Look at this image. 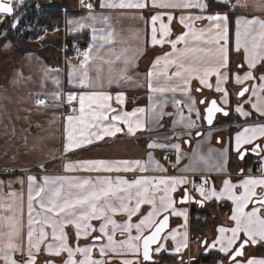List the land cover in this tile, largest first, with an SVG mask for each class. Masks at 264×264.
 Wrapping results in <instances>:
<instances>
[{
    "label": "crops",
    "instance_id": "0c3cea01",
    "mask_svg": "<svg viewBox=\"0 0 264 264\" xmlns=\"http://www.w3.org/2000/svg\"><path fill=\"white\" fill-rule=\"evenodd\" d=\"M234 0H195L198 4L204 5L194 8H160L153 7V0H146L147 7L143 9L139 8H120V7H102L101 5L115 4L119 5L122 0H96L93 10H85L84 12L75 13L78 15L80 26L77 29H68V32H86V45L82 50V56L85 52L89 53V58L86 60L84 56V68H92L90 66L92 61L103 60L111 61L112 59L116 64L110 65L114 67L112 70L106 72H120L119 75H115L111 83H97L95 85H79L76 81L71 83L67 82L66 74L64 75V85L61 93L65 96L69 93H75L76 99H73L77 103V110L73 113H66L61 117V137L59 141L58 151L47 157L48 159L39 161H32L28 165H33L30 169L23 168L19 164L20 169H16L12 161H9L6 157V163L0 164V226L4 231H7V221L5 217H14L17 226L19 228V236L17 243L19 244L22 251L13 254V258L16 259L20 264L27 259L28 249V236L29 231V177H34L32 181L33 188V201H32V216L34 220L33 228L34 235L38 234L40 224L39 220L42 219L45 210L40 207V204L35 197V189L38 186L44 185V177L56 178V177H67L69 180H63L60 183L63 184V195L69 194L75 195L78 191L75 188H71L70 184L75 183L77 180L89 179L93 183L96 182L98 177H108L112 180L113 184H116V177L120 176L124 180L132 182L139 177H185L186 183L177 185L176 191L171 193L174 201L173 207L183 212V215H174L169 209L168 211H161L159 215L155 216L157 220L164 214H168L169 224L168 228L162 233L160 240L156 245L152 247L153 261H143L139 253H134L128 250L127 246L123 248H117V253H113L110 250L107 254L101 257L99 248L102 244H107V237L103 236L99 232V226L101 220H92L91 224L96 231L89 230L87 237L81 236L79 240L75 235L74 226H65L64 231L68 237V244L75 248L77 245L80 247L93 246L92 258L103 259L105 264H123L124 260H130L133 264H156V262L163 260L165 264H191L193 260L197 258L199 254L217 253V262L204 263V264H230V261L226 259L228 254H224L219 250V244L212 247L216 241L217 236L221 235L217 230L220 227L231 228L234 227V221L230 219L233 210V203L228 200L226 196L217 200L215 197L206 199L199 194L195 195L200 197L205 203L227 201L229 203V212L226 217L220 218L215 225L209 226L201 233H194L190 226V210L192 203H178L177 197L182 194V189L187 186H192L193 180L203 181L205 193L210 194L214 188L217 193L223 188L224 180H229L233 184L239 185L240 181L248 176L252 177H264V138L258 137L254 143L260 145V153L258 155L246 154L243 160L237 158V150L235 143L236 133L241 131L245 126H255L258 124H264V116H261L258 111L253 109L252 104L256 103V97L252 94V87L255 85L257 94L264 96L261 92L260 85L261 75H264V62L258 63L253 72V79L244 81L242 84L235 82V76L240 75L241 77L245 72L249 71L248 65L245 61V53L243 46L245 43L251 46L250 38H246L243 35L245 19L258 18L264 20V0H259V7H233ZM127 3L128 0H123ZM144 2V0H141ZM157 3L160 0H156ZM171 3H185L187 0H167ZM218 2L225 3L228 5V9L224 10H210L209 3ZM234 13L233 28L229 29V14ZM161 15V18L153 23L151 17L153 15ZM217 14L227 16V28H228V56L229 65L226 70L228 71L230 79L221 84L227 91V97L225 102L224 94L216 91V77L215 75L208 78L211 87L201 85L199 80L193 78L190 81L187 92L177 90L172 92L168 90L166 92H150L148 87V73L152 71L155 75L152 77V83L154 87L166 86L169 89L173 86L180 84V80L173 78L170 82L166 80L165 73L167 76H172L176 71L174 65H169L166 69L163 67V57L165 53H171L172 47L168 42L175 40L178 36L188 32L189 29L181 23V18H185V23L192 25L197 31V34L208 31H215L214 24L207 18L215 16ZM169 15L172 19L169 20ZM201 17V19H194L195 17ZM241 20L240 23V42L241 47L237 50V20ZM161 22L168 26V35L163 37L165 43L156 44L152 43L153 28L156 29V38L161 39L160 24ZM223 27V22H221ZM257 30L259 25L256 26ZM136 28H139L138 32ZM104 36L106 39L101 40L100 37ZM138 36V39H134ZM211 37L205 36L201 41H195L191 36L188 37L189 47H200L208 48L215 47V45H208L205 43L206 40ZM132 40V41H131ZM132 42V43H130ZM223 44L224 41H221ZM136 44V45H134ZM101 45H103L101 47ZM132 45L136 46L133 47ZM184 43L181 42L177 47H184ZM133 53L131 54V49ZM112 51V58L109 55L108 58L105 56L106 52ZM130 50V51H129ZM127 51H129L127 53ZM101 53V55H99ZM201 55H204L202 53ZM157 58H161L160 67L154 68L153 65L157 61ZM81 58L78 60L80 61ZM128 61V64L125 63ZM77 62V61H76ZM68 64L66 65L65 72H67ZM109 67V65L107 66ZM94 68V67H93ZM53 71V70H52ZM94 72V70H93ZM97 80V79H96ZM248 88L249 91L245 93L243 97L238 96V92L242 88ZM199 89V91H197ZM49 92V90L47 91ZM93 93V92H106L110 94L111 100L108 102L111 104L114 112L108 113V120L103 124L99 125L100 132L103 131L105 125L110 121L113 114H121L124 112H132L134 109H144L143 112H137L136 118H138L142 124V128H136V131L129 133L126 124L120 121L114 122L121 131L116 132L112 136H103L102 139L97 140L93 134L97 131L95 127L85 129L81 132L82 125L78 120L71 122V127L68 129L72 132L73 138L81 146L73 148L68 152H65V144L68 143L66 126L69 125L67 120L68 116L79 117L80 116V104L79 94L80 93ZM117 93H123L124 102L121 104L117 100ZM201 97L207 101L209 98H215V100L222 107L227 109V115L223 117H230L229 121L224 124H218L214 122L210 127H206L203 122V107L205 103H199ZM143 101H139L140 99ZM193 100L195 102H193ZM128 101H132L128 105ZM57 104V103H56ZM241 105L244 112L249 113L248 116L241 115L236 111L237 106ZM56 107V105H53ZM191 106L192 110H189ZM58 108V106H57ZM60 112V110H59ZM6 113V112H5ZM199 113V115H197ZM9 121V119H7ZM194 122V127H185L189 122ZM135 127V122H133ZM231 128V130L229 129ZM201 131L199 136H195L197 131ZM6 137V136H5ZM88 137L91 143H85L84 138ZM188 139V143L185 140ZM150 143L173 145L179 144L180 150L177 152L172 147H154L149 148ZM253 144L243 145L241 148L250 147ZM7 149V148H6ZM164 149H168L172 152L170 159H164L161 157V152ZM9 151L8 153H12ZM149 153L153 160L158 161L162 166L156 168L153 164L149 163ZM179 155V161L177 156ZM42 160V161H41ZM140 161L146 166V170L141 171L138 166H133L132 171H96L88 170L84 166L86 161H106L109 163L117 161ZM257 161L262 162V170L258 173H254V167ZM45 162H50L48 168H39ZM70 165L71 167H66ZM242 170L241 172H239ZM205 181L207 183L205 184ZM59 186V185H57ZM202 186V185H201ZM151 186H149L150 188ZM200 187V186H197ZM194 188L193 190H195ZM237 194L243 191L241 188L236 189ZM259 191V188L257 189ZM50 195V193H49ZM121 196H131L133 199H125V203L129 206L134 207L136 200V188L133 187L129 192H120ZM148 198L155 199L156 208L160 207V197L164 195L163 185L160 186L158 191H149L147 194ZM45 202H47L45 200ZM112 202L119 205L120 201L115 197L112 198ZM196 209L198 207L195 205ZM251 210V205L248 209ZM152 211V205L143 203L140 206L139 211L132 216L131 223H139L140 219L146 216ZM199 212V211H198ZM221 211L219 212L220 215ZM196 214H200L197 213ZM48 215H53L49 213ZM112 219L117 224H123L128 222V215L124 212H117L115 214L109 213ZM197 220V219H196ZM199 224V222H197ZM150 229L145 228L143 235L146 234ZM47 233L44 244H41V250L36 254V264H45V261H55V264H63L68 258L67 253H61L60 256L49 255L44 251L46 243H55L52 237L51 227L45 226ZM111 231V226H109ZM175 232V240L172 238V233ZM131 235L135 237L137 235L135 228H132ZM230 236L231 233L223 234ZM101 236V240L94 241V237ZM128 233H122L117 230L114 239L119 243L122 240H127ZM187 242L186 247H182L179 252H176V247L185 240ZM246 237L243 233L240 235V240H245ZM204 240V242H202ZM135 243V241H133ZM140 243V242H139ZM233 245V248L236 246ZM162 245L159 252L156 251L158 246ZM256 248H262L264 250V241H259L256 244L249 242L245 245L244 255L236 257L238 261H245L250 257L264 258V255L257 254ZM231 252V250H230ZM166 256V257H163ZM74 259L80 260L82 256L80 253H76ZM0 264H5L4 260L0 258Z\"/></svg>",
    "mask_w": 264,
    "mask_h": 264
},
{
    "label": "snow or ice",
    "instance_id": "6c2138e0",
    "mask_svg": "<svg viewBox=\"0 0 264 264\" xmlns=\"http://www.w3.org/2000/svg\"><path fill=\"white\" fill-rule=\"evenodd\" d=\"M102 7H120V8H139L143 9L147 7L146 0L141 2V0H128L127 3L122 2L119 5L108 4L101 5ZM246 3L234 5L233 7H247ZM262 5H257V7ZM88 8H91L92 5L88 4ZM153 7L160 8H194L200 7L203 9L205 6L198 4L195 0H187L185 3H171L167 0H160L159 3L156 0H153ZM13 13L12 0H0V14L11 15ZM161 15H153L151 17L153 23L161 18ZM169 20L172 19L169 15ZM194 19H201L197 16ZM210 22L214 24L215 31H208L204 33L201 30L200 34H197V31L192 25L185 23V18H181V23H184V26L189 29L188 32L178 36L175 40L168 41L171 44L172 52L165 53L163 57V67L166 69L169 65H174L176 71L172 76H166V80L170 82L173 78L180 80V84L171 87L170 89L166 86L154 87L152 83V77L155 75L152 71L148 73V87L150 92H166L171 90L176 92L177 90L187 92L188 86L191 79L195 78L199 80L201 85L211 87V84L208 82V78L215 75L216 77V91L224 94L225 102H227V91L224 87H221L222 83L227 82L230 79L228 71L226 70L229 65V56H228V28H227V16L217 14L215 16H210L207 18ZM223 22V27L221 26ZM240 23L241 20H237V50L241 47L240 42ZM244 23V32L243 35L246 38H250L251 46L249 47L248 43H245L243 50L245 53V61L248 65L249 71L245 72L241 77L240 75L235 76V82L237 84H242L244 81L253 79V72L251 71L256 67L258 63L264 62V20L258 18L245 19ZM257 25L259 29L257 30ZM15 26V25H14ZM169 32L168 26L161 22L160 24V33L161 39L156 38V29L153 28V38L152 43L163 44L165 43L163 37L167 36ZM191 36L195 41H201L205 36L211 37L205 41L208 45H215V47L200 48V47H189L188 46V37ZM101 40H105L104 36L100 37ZM221 41H224L222 44ZM183 42L184 47L179 48L177 45ZM103 45H101L102 47ZM204 53V55H201ZM85 59L89 58V53H84ZM161 58H157V61L154 63L153 67H160ZM128 63V61H125ZM86 75V73H85ZM261 92L264 93V75L260 77ZM81 83H84L82 80ZM111 83V80L109 81ZM199 91V89H197ZM248 88H242L238 93V96L243 97ZM253 96L256 97V103L252 104L253 109L258 111L261 116H264V96L258 95L256 86L254 85L251 89ZM117 100L122 104L123 93H117ZM76 99L75 93L68 94V100L72 101ZM111 100L110 94L106 92H93V93H80L79 94V104H80V116L73 117L68 116L67 120L69 125L66 126L67 140L68 143L65 144V152L73 148H78L81 146L80 143H77L71 131L68 129L71 127V122L75 119L78 120L82 125L81 132L85 129L95 127L97 131L93 133L96 136V139H102L103 136H112L116 132L121 131L119 127L116 126L114 122L120 121L127 125L129 133L136 131V128H142V122L136 118L137 112H143L144 109H134L132 112H124L121 114H113L110 121L105 125L102 132L99 130V125L103 124L108 120V113L114 112L111 107V104L108 103ZM193 102H195L193 100ZM43 100H37V104H43ZM200 103H206V101L201 100ZM208 107L205 109L206 116L205 119L209 125L212 124L213 116L217 112H223L224 110L217 106V101L215 99L207 102ZM189 110L192 108L189 106ZM241 115L248 116L249 113L244 112L241 105L237 106L236 109ZM227 115V112H224ZM199 115V113H197ZM133 122H135V127H133ZM185 127L191 128L194 127V122H189ZM197 136L200 135L199 132L196 133ZM264 138V124H258L255 126H245L241 131L236 133L235 143L236 150L240 155V158L243 159L244 152L241 151L243 145L254 144L257 138ZM85 143H91V140L88 137L84 138ZM187 143V141H185ZM148 147H172L179 152V144L173 145H163V144H154L150 143ZM260 149V145L256 144L252 151L257 152ZM179 155L177 156V161H179ZM149 163L153 164L156 168H161L162 166L158 161H155L149 153ZM84 166L88 170H104V171H132L133 166H138L141 171L146 170V166L140 161H117V162H106V161H86ZM66 167H71L66 165ZM29 231L28 236V249H27V259L23 264H36V254L41 250V244H44L46 240L47 233L45 231V226L51 227L52 237L55 243H46L44 246V251L49 255L60 256L61 253H67V259L63 264H105L103 259H93L92 250L93 246H84L73 248L68 244V237L64 231L65 226L71 225L75 228V235L77 240L81 236L87 237L89 235V230L96 231V229L91 224L92 220H101L99 226V232L107 237V244H102L99 248L101 257L107 254V251L110 250L113 253H117V248H123L127 246L128 250L134 253H139L140 251V241H142L143 247V259L144 261L151 260L150 255V245L157 242L160 237V233L167 227L168 216L165 215L162 220L156 222L154 217L159 215L161 211H168L171 209L174 215H183V212L177 211L174 207V201L172 199L171 193L176 191L177 185L185 184V177H139L136 180L129 182L124 180L122 177H116V184L114 185L112 180L108 177H98L96 182L93 183L89 179H84L82 181L77 180L75 183H71L70 187L75 188L78 191L75 195H63V184L60 182L63 180H69L67 177H56L49 178L44 177V185L38 186L35 189V197L37 198L40 207L45 210V213L41 220L38 221L40 224L38 234L34 235V220L32 216V201H33V188L32 181L34 177H29ZM207 181H205V184ZM59 185V186H57ZM163 185L164 195L160 197V207L156 208L155 199L148 198L147 193L149 191L155 192L158 191L160 186ZM223 188L220 190V193H217L213 188L210 194L205 193L204 186L196 187V191L200 193L202 197L210 199L215 197L217 200L226 196L228 200H231L234 207L232 210V215L230 219L234 221L235 226L231 228L220 227L218 232L221 235L217 236L216 241L213 243L212 247H215L216 244H219L220 252L224 254H229L230 264H264V258L250 257L245 261H238L236 257H241L244 255L245 245L251 242L256 244L259 241H264V177H252L248 176L242 181L239 185L233 184L229 180H224ZM149 186H151L149 188ZM195 187V185H193ZM133 187L136 188V203L134 207L129 206L125 203V199H133V197L121 196L120 192H129ZM241 188L243 191H240L237 194L236 189ZM259 188V191L257 189ZM50 193V195H49ZM115 197L120 201L117 206L112 202V198ZM189 199L187 189H185V194L181 199V203ZM45 200L47 202H45ZM148 203L152 205V211H150L146 216L142 217L139 223L132 224L131 218L135 215L141 204ZM251 205V210L248 209ZM117 212H124L128 215V222L123 224H117L115 220L112 219V216L109 213L115 214ZM49 213L53 215H48ZM7 221V231H4L2 226H0V258H2L5 264H20L16 259L13 258V254L16 252L22 251L19 244L16 242L19 236V228L14 217H5ZM109 226H111V231H109ZM132 228H135L137 235L133 237L131 235ZM145 228L152 229L149 235H143V230ZM117 230H120L122 233H128L127 240H122L119 243L114 239V235ZM231 233L230 236H225V233ZM243 233V236L246 239L239 244V247L233 249V245L237 243L240 239V235ZM175 232L172 233V238L175 240ZM101 240V236L94 237V241ZM135 241V243L133 242ZM187 242L186 238L181 242L175 249L176 252H179L182 247H186ZM162 245L156 248V251L161 250ZM231 250V252H230ZM76 253H80L82 259H74ZM119 254V253H117ZM45 264H55V261H45ZM123 264H133L130 260H124Z\"/></svg>",
    "mask_w": 264,
    "mask_h": 264
},
{
    "label": "rangeland",
    "instance_id": "374dc122",
    "mask_svg": "<svg viewBox=\"0 0 264 264\" xmlns=\"http://www.w3.org/2000/svg\"><path fill=\"white\" fill-rule=\"evenodd\" d=\"M74 3L75 0H68V3L64 5L74 6ZM233 3L236 5L246 3L249 7L260 4L259 0H234ZM93 9L96 8L93 7ZM82 11L71 10L67 13L68 29H77L80 26L81 20L74 14ZM138 30L139 28H136L137 32ZM134 39H138V36ZM134 45L132 46L136 47ZM18 48L21 46L14 47V44L11 46V42L5 40L0 42V164L7 165L5 159L9 155L7 159L17 164L16 167L19 164H27L22 167L31 169L32 161H39L40 158L46 160L47 157L51 158L56 150L58 151L61 137L59 101L64 78L60 72L52 71L50 68L54 61L48 63L43 59L45 53L48 54L49 51H52L55 56L53 49L48 46H29L30 49L18 53L17 50H21ZM132 50L135 49L129 50L131 54ZM109 55L112 58L111 50L105 54L107 58ZM112 59H109L111 61H92L90 66L92 68L86 70L83 66V54L80 61H68L67 72L64 75L66 74L68 83L72 81H76L79 85L106 83L120 73L106 72L114 69L112 66L110 68V65L116 64ZM82 80L84 83H81ZM65 98L68 100L67 95ZM37 100H43L44 103L38 105ZM8 149L13 151V154L8 153ZM27 162L30 164L28 165ZM39 168L45 169L43 166ZM193 192L199 194L196 189Z\"/></svg>",
    "mask_w": 264,
    "mask_h": 264
},
{
    "label": "built area",
    "instance_id": "2783aa9c",
    "mask_svg": "<svg viewBox=\"0 0 264 264\" xmlns=\"http://www.w3.org/2000/svg\"><path fill=\"white\" fill-rule=\"evenodd\" d=\"M61 0H12L13 13L11 15L0 14V42L7 41L16 46H48L54 50L56 61L50 68L60 72L63 78L66 65L69 60H79L82 50L86 45V37L80 33L68 32L66 26V15L73 10L74 12L93 9L96 0H75L74 6L59 4ZM92 7L88 8L87 5ZM53 11H60L58 18L49 20ZM15 25V26H14ZM61 114L73 113L77 110L75 100L69 101L62 93L59 101ZM172 152L164 149L161 157L170 159ZM262 162L257 161L254 173L262 170ZM195 185V187L193 186ZM199 180H193L192 186H201ZM216 259L214 262H217ZM160 264H165L161 262Z\"/></svg>",
    "mask_w": 264,
    "mask_h": 264
},
{
    "label": "trees",
    "instance_id": "16d2710c",
    "mask_svg": "<svg viewBox=\"0 0 264 264\" xmlns=\"http://www.w3.org/2000/svg\"><path fill=\"white\" fill-rule=\"evenodd\" d=\"M68 0H61V4H67ZM209 9L210 10H224V9H228V5L225 3H218V2H210L209 3ZM60 15V11H53L51 12V14L49 16H45L46 18H48L49 20H52L54 18H58ZM233 20H234V13H230L229 14V29L230 31L233 28ZM80 34H82L83 36L87 37V33L81 32ZM21 50H17L18 53H20V51H24V50H28L29 45H23L21 46V48H18ZM42 54V52H41ZM43 57V56H42ZM43 59L48 62L51 63L53 61L56 60L55 56L53 55L52 51L45 53V56L43 57ZM139 101H143V99L141 98ZM132 103V101H128V105H130ZM230 117H220V119L218 121L223 122V121H229ZM231 130V128H229ZM50 162H45L44 164H42L43 167L48 168L49 167ZM198 207V206H197ZM229 203L227 201H219V202H209V203H205V205L198 207V210H194L196 209L195 205H192L191 210H190V228L194 233H201L203 230H205L206 228H208L209 226H213L217 223L218 221V216L220 218H224L227 216L228 212H229ZM199 211V212H198ZM221 211L220 215L219 212ZM200 213V214H196ZM197 219V220H196ZM199 222V224L197 223ZM255 252L257 254L260 255H264V250L262 248H256ZM166 257L162 255V258ZM217 257V253H207V254H199L197 256V258L195 260H193L191 262V264H204V263H213L216 260ZM154 259L152 258L151 261H153ZM161 262H164L163 260H160L158 262H156V264H159ZM165 263V262H164Z\"/></svg>",
    "mask_w": 264,
    "mask_h": 264
},
{
    "label": "water",
    "instance_id": "95a60500",
    "mask_svg": "<svg viewBox=\"0 0 264 264\" xmlns=\"http://www.w3.org/2000/svg\"><path fill=\"white\" fill-rule=\"evenodd\" d=\"M240 91H241V90H240ZM240 91H239V92H240ZM239 92H238V93H239ZM213 99H215V98H213V97H212V98H209V99L206 101L205 106L203 107V122H204V125H205L206 127H210L211 125H213L217 113L224 114V112H227V109L224 108V107H222V106H221L220 104H218V102H217V106L220 107V108H222L224 111H223V112H217V113H215L214 116H213L212 124L209 125V124L207 123V120L205 119V116L207 115L206 112H205V109L209 106L207 102H209V101H211V100H213ZM201 100H204V101H205V98H204V97H201L200 100H199V103H200ZM197 132L201 133L200 130L197 131ZM197 132H196V133H197ZM196 133H195V136H197ZM185 141H187V143H188V139H186ZM256 144H258V143H254L253 145H251V146L248 147V148H247V147L241 148V151H243L245 154H246V153H249L250 155H258V154L260 153V149L258 150V153L252 151L253 147H254ZM245 154H244V155H245ZM237 158L241 160L239 154H237ZM240 172H241V170H240ZM185 189H187L189 199L186 200V201L183 202V203H192V204H194V205H196V206H198V207L204 205V201H203V199L200 198V197L195 196V194H194V192H193L194 190H193L192 188L187 187V186H185V187L182 189V194L179 195V196L177 197V202H178V203H181V199H182V197H183L184 194H185ZM165 215L168 216V214H164L163 216H161V217L157 220V222H159L160 220H162L163 217H164ZM168 224H169V217H168L167 227H166V228L160 233V237H161L162 233L168 228ZM151 231H152V229H150V230H149L148 232H146V234H144V235H149V234L151 233ZM160 237H159V239L157 240L156 243L150 245V255H151V260H152V258H153V256H152V247L158 243V241L160 240ZM243 241H244V240H240V241L238 242V244H236V246H235L234 248L239 247V244L242 243ZM202 242H204V240H203ZM246 245H247V244H246ZM234 248H233V249H234ZM140 256H141L142 260L144 261V259H143V247H142V241H140ZM226 259L229 261V254L227 255ZM151 260H149V261H151Z\"/></svg>",
    "mask_w": 264,
    "mask_h": 264
},
{
    "label": "flooded vegetation",
    "instance_id": "af4514ba",
    "mask_svg": "<svg viewBox=\"0 0 264 264\" xmlns=\"http://www.w3.org/2000/svg\"><path fill=\"white\" fill-rule=\"evenodd\" d=\"M223 116H225V114H220V113H217L216 114V117H215V121H217L216 123H218V124H224L226 121H223V122H220V121H218L219 119H220V117H223ZM214 121V122H215ZM214 124V123H213ZM248 148V147H247ZM246 154H249V153H246ZM246 154L244 155V157L246 156ZM244 157H243V159H244ZM243 159H241V160H243ZM242 171V170H241ZM240 172V171H239ZM201 183H202V185H203V181H201V180H199ZM195 194V193H194ZM196 196V195H195ZM214 263V262H213ZM160 264V263H159Z\"/></svg>",
    "mask_w": 264,
    "mask_h": 264
}]
</instances>
